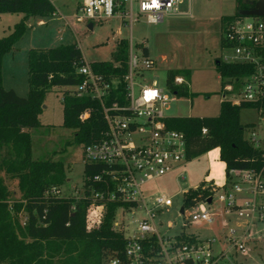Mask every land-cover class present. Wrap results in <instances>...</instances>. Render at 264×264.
<instances>
[{
  "label": "trees",
  "instance_id": "1",
  "mask_svg": "<svg viewBox=\"0 0 264 264\" xmlns=\"http://www.w3.org/2000/svg\"><path fill=\"white\" fill-rule=\"evenodd\" d=\"M257 0H235V12L221 18L222 49L230 50L226 28L233 21L243 18L240 10L251 9ZM57 12L51 0H0V13H21L23 17L12 31L0 37V264H105L109 259L122 257L126 244L123 233L113 227L117 205L109 204L98 225L89 228L87 213L89 202L73 197L47 196L53 187L61 188L67 182L64 162L34 159L32 129L42 126L40 114L46 94L53 88H63V126L72 129L70 143L86 146L99 142L107 129L101 102L98 99L72 94L81 82L78 72L84 63L83 54L76 42L51 48H31L28 52V84L26 97L3 85V59L25 35L31 18H50ZM129 42L117 40L113 61L91 62V68L109 78L120 80L105 101L110 105L117 100L124 103L123 76L128 67ZM264 57V46L258 48ZM144 54L149 55L147 47ZM222 80V94L227 83L235 90L246 78L257 71L253 62H230L222 57L216 61ZM182 76L184 82L175 84ZM190 70L171 69L167 73L166 87L181 97L194 96L189 92ZM254 108L264 117V99L259 102L235 104L222 99L217 116L169 117V128L186 136L187 159L191 160L219 148L220 160L225 164L226 185L231 182L232 169H254L264 176V149L260 142L247 137V125L241 122V110ZM90 110L87 118L80 115ZM206 128L207 132L202 130ZM102 165H84V178L100 171ZM8 181L16 182L10 189ZM211 183L201 181L196 188L185 192L187 204L205 200L212 194ZM19 193V198L15 197ZM29 218L22 226L19 214Z\"/></svg>",
  "mask_w": 264,
  "mask_h": 264
},
{
  "label": "built area",
  "instance_id": "2",
  "mask_svg": "<svg viewBox=\"0 0 264 264\" xmlns=\"http://www.w3.org/2000/svg\"><path fill=\"white\" fill-rule=\"evenodd\" d=\"M181 3L182 0H81L75 17L86 24L117 21L130 29L131 38L133 24L142 16L148 23H158L167 16L179 14ZM225 35L235 45L229 50L231 54L223 59L256 63L257 71L244 80L237 92L227 83L224 91L228 94L223 99L235 104L262 101L264 57L258 48L264 46V17L239 18L228 25ZM143 47L140 46L137 53L132 40L129 43L128 67L123 76L124 103L115 100L110 105L105 104L120 80L97 73L83 58L84 63L78 69L82 79L72 94L98 99L107 123L99 142L83 146L84 165L93 163L103 167L87 180L84 178L81 187H72L68 194L62 193V187H53L46 194L88 201L89 228L99 224L109 204L117 205L113 227L123 233L126 244L122 257L111 258L105 264H238L231 257L249 254L247 244L253 239L251 227L264 222V176L254 169H232L228 185L211 184L212 194L205 200L187 204L183 199L179 207L178 214L184 218V225L212 223L214 216L209 205L217 195V201L226 212L244 223L241 230L231 228L225 234L227 251H214L215 238H200L184 231L170 233L171 225L163 227L161 215L173 206V201L165 195L147 198L142 188L149 180L184 164L187 144L185 134L169 128L166 123L169 116L165 111L170 109L176 94L167 87H151L142 82L143 71L155 65L150 55L144 54ZM174 82L182 84L184 78L176 77ZM89 114L90 110H86L80 118L85 119ZM202 132L206 133L207 129ZM250 139L256 144L260 142L254 133ZM209 198L212 199L210 204ZM19 217L21 225L27 226L28 216L20 212Z\"/></svg>",
  "mask_w": 264,
  "mask_h": 264
},
{
  "label": "rangeland",
  "instance_id": "3",
  "mask_svg": "<svg viewBox=\"0 0 264 264\" xmlns=\"http://www.w3.org/2000/svg\"><path fill=\"white\" fill-rule=\"evenodd\" d=\"M51 1L57 12L45 19L46 25H40L38 17L31 18V26L25 35L6 55V74L15 66L17 81L29 87L28 51L34 46L54 48L76 42L86 62H109L114 59L117 40L125 39L129 43L132 40L135 52L140 53V46L143 45L148 48L150 58L155 62L154 68L143 71V84L166 87L169 70H190L188 88L189 92L195 95H174L170 109L165 111L166 116L202 117L219 114L223 94L216 61L231 54V51L222 49L221 18L235 12V0H182L178 7L179 14L167 16L161 22L148 23L146 17L142 16L140 21L133 24L131 38L130 29L117 21L93 23L92 30L88 28V24L78 22L75 15L81 0ZM22 17L21 13H0V37L9 34ZM140 59L142 60L141 56ZM6 85H9L7 81ZM63 90L55 87L46 94L40 114L42 126L32 129L31 136L34 159L52 157L64 162L67 182L62 187V193L68 194L72 187H81L83 184L84 147L75 142L70 143L73 130L63 126ZM241 122L248 126L246 136L250 137L254 133L264 149V117L259 111L254 108L242 109ZM208 172L215 181H222L225 177L216 149L188 160L164 176L149 180L142 189L147 198L165 195L173 201V206L161 215L164 228L171 225L170 233L184 231L200 238H215L213 248L218 253L228 249L225 234L229 229L241 230L244 223L235 215L226 212L217 201V195L209 205V210L214 216L212 223L184 225V218L178 214L184 193L190 188H196L204 177L210 174ZM8 184L12 190L17 188L15 181H8ZM18 196L17 192L15 197ZM250 231L253 239L247 244L249 254H234L231 259L236 260L238 264H264V222L255 223Z\"/></svg>",
  "mask_w": 264,
  "mask_h": 264
},
{
  "label": "crops",
  "instance_id": "4",
  "mask_svg": "<svg viewBox=\"0 0 264 264\" xmlns=\"http://www.w3.org/2000/svg\"><path fill=\"white\" fill-rule=\"evenodd\" d=\"M45 19H47V18H39V20H38V23L40 24V25H42V24H45L46 25V23H47V21L45 20ZM31 19L29 20V23H28V26L30 27L31 26ZM17 23V22H16ZM20 41V40H19ZM19 41L17 42V43H19ZM17 43L15 44V46H17ZM69 43H73V42H69ZM68 44V43H67ZM15 46H14V48H15ZM31 48H38L37 46H34V47H31ZM30 48V49H31ZM29 49V50H30ZM29 52V51H28ZM9 54V53H8ZM7 55V54H6ZM6 55L4 56V59H3V68H2V75H3V85H4V87L6 88V89H13V90H15L20 96H23V97H26L27 95H28V92H29V87H27V85L26 84H24L23 82L21 83V82H19V81H17V78H18V75H17V72H15V70H16V68H15V66L14 67H12L11 68V71L9 72V73H7L6 74V72H5V68H4V62H5V58H6ZM28 80V79H27ZM6 81H7V83L9 84L8 86L6 85ZM27 87V88H26ZM239 90V89H238ZM238 90H236V92L238 91ZM26 92H27V94H26ZM26 94V95H25ZM216 150H217V158L220 160V151H219V148H216ZM207 153V152H206ZM187 161H188V159H187ZM186 161V162H187ZM221 161V160H220ZM185 162V163H186ZM221 163H222V165H223V169H224V173H225V177H224V179L222 180V181H215V179H214V177L212 176V174L210 173V172H208V173H210L209 175L207 174V176L206 177H204V179L203 180H205V181H207V182H210L211 184H214V185H217V186H219V187H221V186H223V185H225L226 184V181H227V178H226V171H225V164H224V162H222L221 161ZM202 180V181H203ZM200 184V183H199Z\"/></svg>",
  "mask_w": 264,
  "mask_h": 264
},
{
  "label": "water",
  "instance_id": "5",
  "mask_svg": "<svg viewBox=\"0 0 264 264\" xmlns=\"http://www.w3.org/2000/svg\"><path fill=\"white\" fill-rule=\"evenodd\" d=\"M239 14L241 16H256V17H264V0H257L255 5L251 9L247 10H240ZM89 29H93V23H89L88 25ZM207 202L210 204L212 202V199H207Z\"/></svg>",
  "mask_w": 264,
  "mask_h": 264
}]
</instances>
